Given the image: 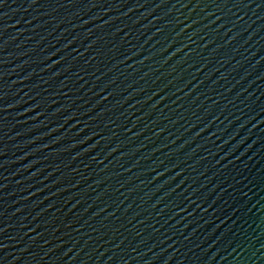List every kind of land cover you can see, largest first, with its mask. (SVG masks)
I'll return each mask as SVG.
<instances>
[{"label": "water", "instance_id": "obj_1", "mask_svg": "<svg viewBox=\"0 0 264 264\" xmlns=\"http://www.w3.org/2000/svg\"><path fill=\"white\" fill-rule=\"evenodd\" d=\"M0 264H264V0H0Z\"/></svg>", "mask_w": 264, "mask_h": 264}]
</instances>
